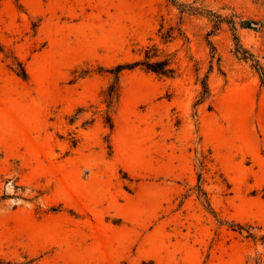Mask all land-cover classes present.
<instances>
[{"label":"rangeland","instance_id":"obj_1","mask_svg":"<svg viewBox=\"0 0 264 264\" xmlns=\"http://www.w3.org/2000/svg\"><path fill=\"white\" fill-rule=\"evenodd\" d=\"M176 3L0 0V264H264V0Z\"/></svg>","mask_w":264,"mask_h":264},{"label":"trees","instance_id":"obj_2","mask_svg":"<svg viewBox=\"0 0 264 264\" xmlns=\"http://www.w3.org/2000/svg\"><path fill=\"white\" fill-rule=\"evenodd\" d=\"M172 2L176 3V0H171ZM180 5V4H178ZM180 7L182 8V10H187L185 9V7H183V5H180ZM189 10V9H188ZM148 51V50H147ZM237 52L242 54V56H244L243 58H248L246 57L242 52L243 49H237ZM151 57L146 55L145 59L143 60H137L134 61L132 63H128V64H122V65H118L114 70L115 72V77L117 78L118 76V72L123 69V68H128V69H132L135 68L137 66L144 68L147 71H152L158 75L161 76H165V77H172L174 75V69L172 67L169 66V62L166 59H157V60H151ZM257 69V67H256ZM260 74V77L262 79V82L264 83V72L263 71H258ZM24 72L22 73V76H24ZM107 98L108 101H110V99L112 98V90L109 89L107 92ZM108 126L109 128H112V120L110 119V117L108 118Z\"/></svg>","mask_w":264,"mask_h":264},{"label":"water","instance_id":"obj_3","mask_svg":"<svg viewBox=\"0 0 264 264\" xmlns=\"http://www.w3.org/2000/svg\"><path fill=\"white\" fill-rule=\"evenodd\" d=\"M243 24H244L245 26H248V25L250 24V22H249V21H244Z\"/></svg>","mask_w":264,"mask_h":264}]
</instances>
